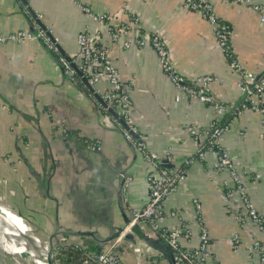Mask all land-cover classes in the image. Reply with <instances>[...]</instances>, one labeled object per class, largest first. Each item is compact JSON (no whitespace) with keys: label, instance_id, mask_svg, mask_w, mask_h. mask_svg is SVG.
<instances>
[{"label":"crops","instance_id":"0c3cea01","mask_svg":"<svg viewBox=\"0 0 264 264\" xmlns=\"http://www.w3.org/2000/svg\"><path fill=\"white\" fill-rule=\"evenodd\" d=\"M210 1L217 17L229 25L236 60L247 70L264 74V23L258 13L248 5ZM252 1L264 11V0ZM81 6L94 14H108L113 23L127 20L122 9L137 16L139 30L159 31L179 74L187 79L203 74L219 78L208 84V92L226 105L237 104L236 76L228 70L209 24L198 12L187 9L183 0H0V32L29 29L26 7L31 15L40 14L39 22L52 29L59 53L73 56L76 31L93 32L98 26ZM136 31L127 32L126 37ZM101 42L110 48L119 79L130 81L131 120L146 147L157 154L170 147L174 163L191 156L194 146L187 126H207L223 115L177 91L148 46L117 48L106 34ZM261 131L259 116L245 110L222 134L221 144L233 165L244 172L247 194L264 222ZM82 140L96 141L98 149L85 148ZM214 162L212 152L190 162L175 192L163 200V209L182 212L191 237L189 242L179 241L194 245L197 224L192 199H196L215 260L219 264H258L255 254L248 256L247 241L250 232L264 241V231L259 233L248 223L240 228L227 214L222 190L226 174L215 169ZM151 171L102 119L97 100L76 91L55 56L38 40L0 44V204L49 234L55 228L89 231L91 235L59 233L55 236L60 241L54 247L59 243L95 252L116 240L104 241L123 226L131 210L144 204ZM120 172L129 178L124 189L119 184ZM3 206L4 218L34 235L31 225L13 218L11 212L7 216ZM159 223L172 228L177 220L166 214ZM234 232L242 239L236 249L230 242ZM114 248L120 264H173L171 249L143 222L125 230Z\"/></svg>","mask_w":264,"mask_h":264},{"label":"built area","instance_id":"2783aa9c","mask_svg":"<svg viewBox=\"0 0 264 264\" xmlns=\"http://www.w3.org/2000/svg\"><path fill=\"white\" fill-rule=\"evenodd\" d=\"M226 1L250 6L258 13L259 20L264 23V11L261 4L252 0ZM183 5L189 10L198 12L209 24L228 70L236 76L235 86L239 90L240 96L236 105H226L208 92V84L220 80L219 78L203 74L187 79L179 74L173 67L166 43L159 31L157 29L150 32L139 30L138 17L130 14L127 10H121L127 20L113 23L110 22L108 14H94L87 7L81 6L82 10L98 26L93 32L86 29L76 31V53L73 56L59 53L57 38L52 34V29L39 22L40 14L31 15L26 7L24 12L29 15V29L0 32V44L19 43L29 39L38 40L46 50L55 56L64 78L74 86L77 92H86L97 100L102 119L108 121L120 133L123 140L139 154L141 160L152 170L147 182V196L144 204L140 208L130 211L129 222L123 231L115 237L116 240L95 252L82 248L86 254L85 260L90 259L93 264H120L114 248L115 242L120 240L125 230L137 222L145 223L171 249L173 264H219L208 248V233L201 219L200 205L196 199H192V208L197 224L194 245L185 246L179 241L180 238H183L189 242L191 237V230L185 222L182 212L175 210L165 212L163 209V200L171 196L182 182L186 166L195 159L202 160L206 152L214 153L215 169L226 174V178L222 180V190L227 214L240 228L248 223L252 224L257 232L264 231L262 216L253 206L247 194L244 183L245 174L233 165L221 144L222 134L229 128L234 118L245 110L252 111L259 116L261 136L264 141V74H255L236 60L230 45L229 25L217 17L210 0H183ZM132 30L137 31L126 37V33ZM103 34H106L109 41L117 48L148 46L154 52L161 72L177 91L184 93L188 98H194L210 105L223 117L230 115L231 118L224 123H221L222 119H212L207 126L202 127L196 123L188 125L187 132L192 139L194 153L180 163L173 162L170 147H166L162 154L149 150L142 134L131 120L130 81L123 82L119 79L110 59V48L101 42ZM99 83H102L103 87H100ZM82 143L85 148L91 151L98 149L96 141L82 140ZM119 177L124 189L129 178L121 172ZM166 214L177 220V224L172 228H167L159 223V219ZM230 242L231 247L236 249L242 239L237 232H234L230 236ZM247 250L248 256L255 254L257 263L264 264V241L251 232L247 241Z\"/></svg>","mask_w":264,"mask_h":264},{"label":"bare ground","instance_id":"6f19581e","mask_svg":"<svg viewBox=\"0 0 264 264\" xmlns=\"http://www.w3.org/2000/svg\"><path fill=\"white\" fill-rule=\"evenodd\" d=\"M18 217L31 225L38 236L44 237L41 240H36L24 234L0 214V264H46L49 233L23 215H18ZM52 244H54L53 240Z\"/></svg>","mask_w":264,"mask_h":264},{"label":"trees","instance_id":"16d2710c","mask_svg":"<svg viewBox=\"0 0 264 264\" xmlns=\"http://www.w3.org/2000/svg\"><path fill=\"white\" fill-rule=\"evenodd\" d=\"M230 118H231L230 115H225L222 118L221 123H224L226 120H229ZM14 213L18 217L17 213L16 212H14ZM0 214H2V213L0 212ZM20 230L24 234H26V235H28V236L36 239V240H41L44 237L42 235L38 236L36 231H35V229L32 230L34 232V235H32L31 233L26 232L24 229L20 228ZM58 239H60L59 236H55V237L52 238L53 242L60 241ZM81 249L74 248L72 246L71 247H69V246L67 247V246H65V244H63V246H61L58 243L57 248L55 249L56 250L55 258H56V261H57L56 264H93V262L90 259H87V260L84 259L85 257L83 256V254L84 255H86V254L83 253V250H81Z\"/></svg>","mask_w":264,"mask_h":264},{"label":"water","instance_id":"95a60500","mask_svg":"<svg viewBox=\"0 0 264 264\" xmlns=\"http://www.w3.org/2000/svg\"><path fill=\"white\" fill-rule=\"evenodd\" d=\"M260 75V74H259ZM164 166H167L164 164ZM120 188H121V184H122V180L120 181ZM18 215H21L20 213H17ZM129 219L124 218L123 221V226L116 228V230L110 234V236L106 237L104 239V241H109L111 239H114L115 237H117L124 229V227L128 224ZM72 234V235H91V233L89 231H75V232H63V231H59L56 228L47 236V246H48V252H47V256H46V264H53L51 261V257H50V253L51 250L54 247V244H52V238L57 235V234Z\"/></svg>","mask_w":264,"mask_h":264},{"label":"rangeland","instance_id":"374dc122","mask_svg":"<svg viewBox=\"0 0 264 264\" xmlns=\"http://www.w3.org/2000/svg\"><path fill=\"white\" fill-rule=\"evenodd\" d=\"M0 205H1V206L4 205L3 207H5L6 215H7V216H9V213H10V212L12 213V217H13V216H16V214H14V211H13V210H11V209H9V208H6V205H5V204H3V205L0 204ZM0 211H1V210H0ZM8 212H9V213H8ZM4 213H5V212H2V216H3ZM7 213H8V214H7ZM11 213H10V214H11ZM13 218H15V217H13ZM28 220H29V219H28ZM21 221H22L23 223L25 222L24 220H21ZM29 221H30V220H29ZM25 223H26V222H25ZM45 232H46V231H45ZM55 248H56V247H53V249L51 250V261H52L53 264H56V262H57V261H56V258H55V255H56V250H55Z\"/></svg>","mask_w":264,"mask_h":264}]
</instances>
